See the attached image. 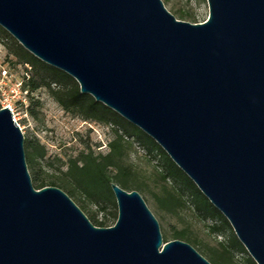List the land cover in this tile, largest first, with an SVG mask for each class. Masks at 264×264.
<instances>
[{
	"label": "water",
	"instance_id": "1",
	"mask_svg": "<svg viewBox=\"0 0 264 264\" xmlns=\"http://www.w3.org/2000/svg\"><path fill=\"white\" fill-rule=\"evenodd\" d=\"M206 1L191 23L162 0H0V26L152 138L264 264V0ZM110 188L111 226L57 186L34 188L0 108V264H212L163 241L137 190Z\"/></svg>",
	"mask_w": 264,
	"mask_h": 264
},
{
	"label": "rangeland",
	"instance_id": "2",
	"mask_svg": "<svg viewBox=\"0 0 264 264\" xmlns=\"http://www.w3.org/2000/svg\"><path fill=\"white\" fill-rule=\"evenodd\" d=\"M162 1L167 10L183 21L199 23L208 16L206 0ZM14 48L12 40L0 32V76L3 69L15 76L21 75L24 64L18 62L12 52ZM5 82L8 88L10 81ZM4 103L6 101L0 96V106ZM14 116L24 141H37L45 150V156L38 159L34 166L27 164L32 184H35L33 171L36 169L40 178L63 183L71 190L70 197L87 216L102 220L103 226L113 225L117 217L113 192L105 194V199L97 204L77 189L63 172L67 170L69 159L86 152L88 148L94 155L106 154L109 151L108 142L115 137V126L65 111L44 86L32 92V99L27 105H16ZM122 150L123 156L117 160V166L108 169L110 182L140 193L159 223L163 241L172 240L175 233L182 232V240L190 239L189 243L213 264H248L247 257L250 255L246 249L242 251L232 243L231 233L236 236L233 229L231 232L216 218L204 217L195 208L189 194L180 196L175 205L164 204L168 194H176V191L172 181L163 178L165 162L157 150H148L134 137L127 136L122 139Z\"/></svg>",
	"mask_w": 264,
	"mask_h": 264
},
{
	"label": "trees",
	"instance_id": "3",
	"mask_svg": "<svg viewBox=\"0 0 264 264\" xmlns=\"http://www.w3.org/2000/svg\"><path fill=\"white\" fill-rule=\"evenodd\" d=\"M0 32L6 34L14 43L15 48L12 49V52L17 57L18 62L30 65V76L25 81V85L31 92L38 87L44 86L65 111L80 115L84 119H91L100 123L115 126V137L108 142L109 151L106 154L94 155L93 151L88 148L86 152L82 151L76 157L69 159L67 170L63 172V175L70 178L71 182L77 189L97 204L105 199V194L112 192L108 169H110L109 167L117 166V160L119 161L123 156L122 139L124 136L134 137L137 142L145 145L148 150L155 149L164 158L165 172L163 173V178L171 180L174 190L176 191V194L175 192L168 194L165 198L164 204L167 206L173 205L174 203L177 204L180 196L189 194L192 197V203L195 208L200 211L204 217L218 219L222 226L230 229L232 232L229 222L221 212L208 201L192 180L176 166V164L152 138L122 118L112 109L108 108L101 102L94 100L89 94L81 93L77 82L71 76L33 56L16 42V40H14V38L1 26ZM31 99L32 96L30 97V100ZM24 151L26 162L31 166H34L38 159H42L45 156L44 147L37 141L31 142L25 140ZM37 172L36 169L33 171V180L35 182V184H33L34 188L39 189L44 186H57L71 196V190L67 189L63 183L54 180L47 181L44 178H40L37 175ZM30 176L32 180V175ZM115 177L116 179H119V181H124L117 176ZM87 217L96 226L104 225L102 220H98L91 216ZM231 235L233 245L240 248L242 251H245L243 245L239 242L236 236H234L233 233H231ZM182 238L184 239L182 232H177L173 236V239L182 240ZM185 240L188 241V243L191 242L188 238ZM223 259H225L224 256ZM247 262L248 264H256L250 256L247 257Z\"/></svg>",
	"mask_w": 264,
	"mask_h": 264
},
{
	"label": "built area",
	"instance_id": "4",
	"mask_svg": "<svg viewBox=\"0 0 264 264\" xmlns=\"http://www.w3.org/2000/svg\"><path fill=\"white\" fill-rule=\"evenodd\" d=\"M30 70H31L30 65L24 63V67L20 76H15L14 74L8 72L6 69H3L1 71L0 96L4 98V101H6V103L2 104V107H7L10 110L13 120L15 122H16L14 116L15 106L27 105L30 100V97L32 96V92L25 85V81L30 76ZM5 80L10 81V86H8V88H6L7 84Z\"/></svg>",
	"mask_w": 264,
	"mask_h": 264
}]
</instances>
